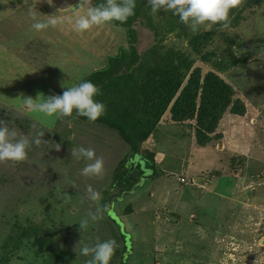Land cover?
I'll list each match as a JSON object with an SVG mask.
<instances>
[{
  "label": "rangeland",
  "instance_id": "1",
  "mask_svg": "<svg viewBox=\"0 0 264 264\" xmlns=\"http://www.w3.org/2000/svg\"><path fill=\"white\" fill-rule=\"evenodd\" d=\"M12 1L17 6L23 3L21 13L28 19L25 21L27 27H22V19L13 18L12 29V18L6 13V5L0 6V116L6 112V117L14 122L22 117V112L35 121L30 128L34 131L27 133L30 139L43 132V140L62 146L60 151H56L52 143H42L39 147L33 144L27 150L28 158L23 168H15L17 163L13 162L0 163V215H12L21 209L26 213L27 207L22 208L23 201L29 206L28 202H33L30 199L39 198V193H46L47 188L54 187L57 190L53 192V208L48 214L61 226L62 233L57 237L59 247L63 245L66 226H76L78 217L84 218L98 208L103 218L96 222L89 220V224H96L95 231L93 236L83 234L84 239L93 245L98 239L94 235L98 232L112 239L102 212L107 206L103 190L127 152L126 147L115 134L101 127L72 122L71 126L68 124L71 136L68 141L60 143L58 138L64 131L53 136L57 130L54 127L57 119L26 110L23 97L35 100L39 95L44 98L62 95L66 87L76 85L92 72L89 69L91 65L100 63L93 62L89 55L94 52L113 55L126 44V32L120 26L105 24L101 25V30L96 26L93 33L90 29L82 35L73 30L69 22L73 13L70 12L64 15L63 23L44 30L51 33L49 42L40 32L29 30L33 20L27 15L26 1L10 0V3ZM75 1L52 0L49 4L47 0L45 3L52 5V9H58L59 6L75 7ZM225 32L239 37L247 47L261 46V54L250 59L247 67L239 66L221 75L234 87L249 113L243 119L226 114L219 126L223 141L205 148L194 142L191 123L183 126L174 124L169 122L167 114L164 116L158 130L144 145L155 153V160L164 170V176L146 182L142 190L116 203L112 209L116 213L111 219L121 227L128 242L129 264H264V9H259L253 19L248 17L241 27ZM137 33L136 47L142 53L152 46L153 36L140 25ZM174 41L175 38L169 36L165 45ZM12 42L14 47L10 45ZM54 42L55 47L51 46ZM44 43H49L51 49H45L38 61L29 62L30 55L41 51ZM70 43H74L76 50L66 47ZM86 46L91 48L89 52L84 51ZM226 46L223 36L215 39L213 47L219 48L220 55ZM79 47L83 50L78 51ZM96 47H103V50L98 51ZM198 64L204 73L212 70L208 64L201 61ZM70 74L72 77L69 78ZM12 107L18 111L13 113ZM0 120L5 121L2 117ZM7 124L23 134L24 130L27 131L25 123L24 130L14 123ZM80 146L93 148L96 156L104 159L103 177L86 178L81 175L87 161L77 160L70 153L72 148ZM234 158L245 159L243 166L236 162L235 168H231ZM223 175L227 177L220 180ZM89 185L101 193L102 200L96 203L88 200L86 190ZM250 191L255 192V196L248 195ZM130 205L132 213L126 215ZM38 207L35 201L31 213L38 211ZM195 208H199L197 214H194ZM118 215L121 219H116ZM210 216L214 218L210 220ZM198 217L202 218L200 222ZM205 219L210 220L211 227L222 224L213 238H209L207 230L200 224ZM71 232L65 253L62 249L56 250L55 257L48 259L50 264H85L75 250L80 246L78 233L75 230ZM30 261L32 259L28 257L24 264H31Z\"/></svg>",
  "mask_w": 264,
  "mask_h": 264
},
{
  "label": "trees",
  "instance_id": "2",
  "mask_svg": "<svg viewBox=\"0 0 264 264\" xmlns=\"http://www.w3.org/2000/svg\"><path fill=\"white\" fill-rule=\"evenodd\" d=\"M103 2L104 0H93L94 5ZM259 9H264V0H243L239 7L231 10L227 29L241 27L248 17L253 19ZM134 11L135 15L129 17L126 22L110 23L125 30L126 44L120 46L115 55H109L103 66L76 82L77 85L83 81H90L98 87L100 94L95 99L106 106L105 114L96 122H90L74 112L70 118L57 119L54 126L57 130L53 134L54 136L64 131L58 138L60 143H64L72 134L67 120H71L75 125L93 124L115 134L127 149L114 168L109 185L103 190V195L107 197V206L102 209L107 219V230L119 245L110 264H129L131 257L126 236L122 233L121 227L111 219L116 213L112 210L115 204L131 196L132 193L142 190L146 182L165 174L155 160V153L144 148L146 142L158 130L164 116L167 114L169 122L174 124L183 126L191 123L193 140L201 148L208 147L214 142L221 144L224 135L219 132V126L224 116L229 114L243 119L249 113L245 102L237 97L234 87L221 75L239 66L247 67L249 60L262 52L261 46L247 47L239 37L228 35L225 32L227 29H223L220 24L212 25L210 29H206L208 25L201 26L194 33L171 11L160 10L153 13L147 0H136ZM138 25L146 28L153 36L152 46L142 53L136 47L139 38ZM169 36H173L175 41L165 45V40ZM220 36H223L227 44L221 55L219 48L213 47L215 39ZM42 48L41 51L30 55L29 62L38 61L44 55L43 51L46 47ZM200 61L210 65L212 70L204 73L203 67L198 64ZM12 109L13 113L18 111L14 107ZM20 113L22 117L14 122L6 117V112L0 117L22 129L25 123L27 131L23 129V132L27 135L28 132L34 131L30 128L35 121ZM238 159L232 160L231 168H235L236 162L243 166L242 161L245 159L242 161ZM24 162L17 163L15 168L25 167ZM43 162L46 164L44 159ZM226 177L223 175L220 180ZM15 188L18 190L17 186ZM54 190L57 188H47L46 193L44 191L39 193V198L30 199L33 202H28L29 206L23 201L22 208L27 207L26 213L21 209L12 215L8 213L0 215V264L18 262L24 264L28 257L32 259L31 264H50L48 259L55 257L56 250L62 249V253H65L72 230L78 233H76L78 244L81 241L79 247L92 246L87 243L83 234L92 235L96 224H88L81 230L79 224L85 218L81 216L77 218L76 226H66V236L63 245L59 247L57 237L62 233V229L57 221H52V215L48 214L53 208ZM248 195L255 196V192L250 191ZM35 201L38 202L39 210L31 213ZM194 211V214H197L199 208H195ZM131 213L130 205L125 214ZM118 218L121 219L120 216L116 217ZM210 218L212 220L214 217L210 216ZM201 219L198 217V221ZM210 220L205 219L200 224L207 230L209 238H213L222 224L211 227ZM223 231L225 229L220 232ZM100 234L101 232H98L94 237L100 241L110 239ZM80 257L83 263L89 259L82 255Z\"/></svg>",
  "mask_w": 264,
  "mask_h": 264
},
{
  "label": "clouds",
  "instance_id": "3",
  "mask_svg": "<svg viewBox=\"0 0 264 264\" xmlns=\"http://www.w3.org/2000/svg\"><path fill=\"white\" fill-rule=\"evenodd\" d=\"M153 13L163 10L171 11L178 16L180 22L187 25L192 32H197L201 26L222 25L227 29L230 24L229 14L232 9L239 7L243 0H147ZM52 4V0H48ZM136 0H104L103 3L94 5L93 0H79L77 6L68 7L61 10H74V19L69 22L73 30L77 33H84L95 26L110 24L113 21L121 23L135 15ZM86 10V11H84ZM33 20L32 27L37 32L56 27L64 22L63 17L52 18L46 22L38 18L34 12L29 13ZM100 94L98 87L90 81H83L77 85L66 87L62 95H52L44 98L39 95L37 99L23 97V106L30 112L41 113L46 117H54L58 120L70 118L75 112L77 116L85 117L90 122H96L106 112V106L98 102L95 97ZM43 97V99H41ZM71 126V120L66 121ZM45 133L38 132L35 137L30 139V134H23L14 127L0 120V163L25 161L27 150L35 144L39 147L42 143H52L43 140ZM56 151L61 150V144H55ZM71 157L77 160H85L87 163L81 170V175L86 178L103 177L105 174V164L102 157H97L93 148L80 146L70 150ZM87 198L93 203L102 200L100 192L94 190L90 185L87 187ZM101 209L95 213L89 212L80 225V229H85L89 220L96 222L103 217L100 215ZM81 241L78 245H80ZM119 245L114 239L100 241L97 239L92 246H77L75 249L77 256L89 257L85 264H110V261Z\"/></svg>",
  "mask_w": 264,
  "mask_h": 264
},
{
  "label": "crops",
  "instance_id": "4",
  "mask_svg": "<svg viewBox=\"0 0 264 264\" xmlns=\"http://www.w3.org/2000/svg\"><path fill=\"white\" fill-rule=\"evenodd\" d=\"M16 1H18V0H16ZM23 1H26V2H24L25 4H26V9H27V15L28 16H30L29 15V13L30 12H34V13H36L37 14V16H38V18L40 19V20H42V21H47L48 19H50V18H52L51 17V15H55L56 17H63L64 18V15L65 14H67V13H70V12H72V13H74L73 11H71V10H61V9H64L63 7H60L59 6V8L58 9H55V8H51V7H53L52 5H48L47 6V3H45V2H47V0H35V2L34 1H31V0H22V2ZM30 1V2H29ZM37 1H39V2H37ZM10 4V7L8 6V4ZM75 3L78 5V3H79V0H76L75 1ZM2 5H6V9L5 10H7L6 11V13L8 14V15H10V18H12L11 19V21H12V24H11V27H12V29H13V25H14V23H15V21L13 20V18L15 19V18H17V19H22V21L21 22H23L24 24L22 25L21 24V22L20 21H17L16 23H18V24H21V26L22 27H27V24H25V21L28 19L26 16H23V14L21 13V11H22V9L21 8H23V3L22 4H20V5H18L17 6V3H15L14 4V1H12V3H10V0H5V1H2V2H0V6H2ZM72 6V5H71ZM9 8H10V10H9ZM84 11H86V10H84ZM71 19H74L73 18V14L71 15ZM72 25V24H71ZM112 26V25H111ZM29 27V30L31 31L32 29H33V27H32V23H31V25L30 26H28ZM100 30L101 29H103V26H97ZM96 26L95 27H93L92 29H91V31H92V33H93V31H94V28H97ZM112 28V27H111ZM105 30V29H104ZM33 31H36L35 29H33ZM90 31V30H89ZM87 33H88V31H87ZM40 34H43V38H47L48 40H49V38H51L49 35L51 34L50 32H45L44 30L43 31H40ZM45 35V36H44ZM82 35H84V33L82 34ZM90 36V35H89ZM88 36V37H89ZM15 37V36H14ZM13 37V38H14ZM87 37V35L85 36V38ZM71 39V38H70ZM88 39V38H87ZM60 40V39H59ZM59 40H56V41H59ZM49 42H51L50 40H49ZM10 45H12L13 47L15 46V43H11ZM78 45H81V44H77V46ZM51 46H56V44H55V42L51 45ZM50 45H49V43H44V47H46V49H51L50 47H51ZM74 46V43H70V44H67L66 45V47L67 48H73V49H75L76 50V48H74L73 47ZM81 46H83L84 47V45H81ZM97 49H98V51H100V50H103V47H96ZM89 49H91L89 46H86V48L84 49V51L85 52H89ZM83 50V48H78V51H82ZM78 51H76V53L77 54H80L81 52H78ZM117 51L118 50H116V53H117ZM53 53H54V51H53ZM56 53H60V54H64L65 52H56ZM116 53H114L113 55H115ZM91 58H92V60H93V62H100V63H94L93 65H91L90 67L91 68H89V69H92L91 71L93 72V71H96L97 69H99L101 66H103L104 65V61H105V59L109 56V54H104V55H101V54H99V53H95L94 52V54L93 55H89ZM111 56V55H110ZM91 72V73H92ZM70 77H72V74H70L69 75V78Z\"/></svg>",
  "mask_w": 264,
  "mask_h": 264
}]
</instances>
